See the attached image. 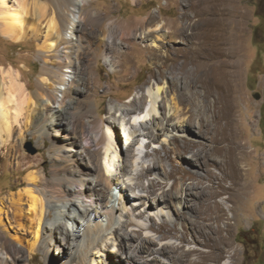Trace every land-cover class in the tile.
<instances>
[{
  "label": "rangeland",
  "instance_id": "obj_1",
  "mask_svg": "<svg viewBox=\"0 0 264 264\" xmlns=\"http://www.w3.org/2000/svg\"><path fill=\"white\" fill-rule=\"evenodd\" d=\"M195 3L196 0L90 2L89 8L105 17L118 33L133 28L138 31L129 47L123 45L117 50L111 65L102 57L96 62L85 61L83 81L78 86L85 92H72L65 97L73 99L72 108L65 114L67 118L76 119L75 112L79 111L78 124L87 127L97 116L102 131L111 132L116 141V153L110 151L106 157L108 163L114 162L107 176L113 182L115 228L98 240L85 264H261L264 259V169H261L263 176L256 174L264 152V0H231L225 4L236 22L228 28L227 38L234 39L235 45L242 48L237 60L241 67L236 85L237 113L244 140L254 151L242 163L253 188L238 203L228 201L227 193L216 197L224 208V213L218 214L222 231L217 233L212 232L210 211L202 214L198 206L195 194L199 192V179L190 177H201L205 186H211L206 172L192 161L189 153L179 152L190 142L208 145L206 139H198V129L185 121L190 116L185 98L192 90L187 77L202 75V71L193 64L187 72L178 70L191 57L194 40L190 33L198 28ZM18 6V0H5L3 10L13 12ZM41 25L44 33L45 24ZM145 27L156 33L145 38ZM38 42L29 35L20 41L0 35V75L7 71L17 74L31 98L8 144L0 148V199L22 190L32 167L45 169L49 176L48 147L55 138L44 135L42 144V138L31 133L43 123L39 105L51 85L46 76L48 81L43 90H37L44 64L39 57ZM48 64L54 68L59 65L51 61ZM157 87L161 90L154 102L151 95ZM136 104L147 109L146 117L144 113L134 116L128 113ZM85 130L84 136L88 135L90 141L89 129ZM28 144L34 153L27 148ZM206 149L213 154L212 148ZM208 169L220 173L214 167ZM190 192L193 194L189 195ZM97 209L100 210L99 206ZM227 223L229 229H225ZM73 226L77 227L78 222ZM25 238L28 240L31 235ZM142 244L148 250L136 262L133 256ZM52 249L48 258L40 249L31 255L23 249L15 263L59 264L62 258ZM74 253L72 245L62 260L78 264Z\"/></svg>",
  "mask_w": 264,
  "mask_h": 264
},
{
  "label": "bare ground",
  "instance_id": "obj_2",
  "mask_svg": "<svg viewBox=\"0 0 264 264\" xmlns=\"http://www.w3.org/2000/svg\"><path fill=\"white\" fill-rule=\"evenodd\" d=\"M18 1V8L10 12L3 10L5 0H0V35L12 41H20L27 35L38 39L39 57L44 64L37 90H43L48 81L46 76H49L51 85L47 88V97L42 95L44 98L39 105L43 123L31 133L42 138V144L44 135L55 140L48 147L49 176L45 169L32 167L24 178V188L0 199V264L15 263L23 249L30 255L40 249L48 258L54 247V254L63 259L72 245L77 263L85 264L98 240L115 228V206L111 200L113 182L107 176L112 172L113 161L108 163L106 157L110 151L116 153V141L111 132L105 134L102 131V122L97 116L87 127L78 124L79 111L75 112L76 119L67 118L65 114L72 108L73 99L65 97L72 92H85L78 87L83 81L85 61L96 62L102 57L111 65L117 50L123 45L129 47L137 38L138 28L118 33L105 17L89 8L92 0ZM230 1L196 0L198 28L190 33L194 40L191 57L178 68L187 72L190 70L188 66L193 64L196 70L202 71V75L187 77L192 90L185 98L190 113L185 121L198 129V139H206L208 145L190 142L179 152L183 155L189 153L192 161L205 170V178L211 183V186H205L201 177L190 176L199 179L196 199L202 214L210 211L213 233L222 231L218 214L224 213L216 197L227 193L228 201L238 203L253 188L242 165L254 151L244 140L242 121L237 113L236 85L241 68L237 60L242 48L235 45L234 39L227 38L228 28L236 23L232 11L225 5ZM42 23L45 24L44 33ZM145 29V38L156 33L150 27ZM232 37L236 38L233 34ZM48 61L59 65L54 68ZM16 75L10 71L0 75V148L8 144L25 105L31 102ZM160 90L157 87L152 93L154 102ZM200 98L203 99L200 101ZM147 112L140 104L128 110L133 116L144 113L146 117ZM87 128L90 141L88 135L84 136ZM206 147L212 148L213 154ZM261 156L257 176H263L264 152ZM208 167H214L220 173L216 174ZM149 188L152 193L153 186ZM77 222L78 226L74 227ZM229 227L227 223L225 229ZM13 228H16L14 233H9ZM29 234L31 238L27 240L25 236ZM2 244H5L4 248ZM147 250L145 245H139L138 254L133 259L137 262L141 253ZM62 259L59 264H67ZM92 261L95 260L92 258Z\"/></svg>",
  "mask_w": 264,
  "mask_h": 264
},
{
  "label": "water",
  "instance_id": "obj_3",
  "mask_svg": "<svg viewBox=\"0 0 264 264\" xmlns=\"http://www.w3.org/2000/svg\"><path fill=\"white\" fill-rule=\"evenodd\" d=\"M27 148L31 151V153H34V150L30 148V145H27Z\"/></svg>",
  "mask_w": 264,
  "mask_h": 264
},
{
  "label": "trees",
  "instance_id": "obj_4",
  "mask_svg": "<svg viewBox=\"0 0 264 264\" xmlns=\"http://www.w3.org/2000/svg\"><path fill=\"white\" fill-rule=\"evenodd\" d=\"M261 264H264V259L262 260Z\"/></svg>",
  "mask_w": 264,
  "mask_h": 264
}]
</instances>
